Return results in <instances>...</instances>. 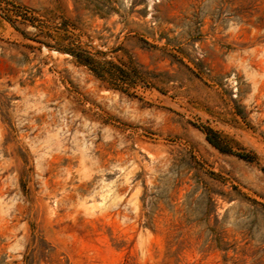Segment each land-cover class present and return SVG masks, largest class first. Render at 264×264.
Returning a JSON list of instances; mask_svg holds the SVG:
<instances>
[{
    "label": "rangeland",
    "instance_id": "1",
    "mask_svg": "<svg viewBox=\"0 0 264 264\" xmlns=\"http://www.w3.org/2000/svg\"><path fill=\"white\" fill-rule=\"evenodd\" d=\"M0 264H264V0H0Z\"/></svg>",
    "mask_w": 264,
    "mask_h": 264
},
{
    "label": "trees",
    "instance_id": "2",
    "mask_svg": "<svg viewBox=\"0 0 264 264\" xmlns=\"http://www.w3.org/2000/svg\"><path fill=\"white\" fill-rule=\"evenodd\" d=\"M72 52H73V54H74L75 56L78 57V59H79L80 61H84V62H87V63H91V61H89V59H84L83 57H81V56L79 55V53H75V51H72ZM86 58H88V57H86ZM207 138H208V140H209L214 146H216V147H218V148L221 149V147H220L218 141H217L215 138L211 137V135L209 136V134H208V137H207Z\"/></svg>",
    "mask_w": 264,
    "mask_h": 264
},
{
    "label": "bare ground",
    "instance_id": "3",
    "mask_svg": "<svg viewBox=\"0 0 264 264\" xmlns=\"http://www.w3.org/2000/svg\"><path fill=\"white\" fill-rule=\"evenodd\" d=\"M54 52H56V51H54Z\"/></svg>",
    "mask_w": 264,
    "mask_h": 264
}]
</instances>
